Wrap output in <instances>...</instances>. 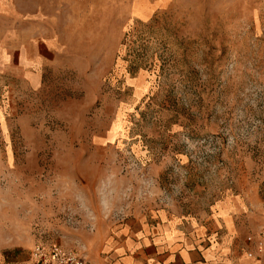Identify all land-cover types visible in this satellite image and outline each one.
Masks as SVG:
<instances>
[{
  "label": "rangeland",
  "instance_id": "374dc122",
  "mask_svg": "<svg viewBox=\"0 0 264 264\" xmlns=\"http://www.w3.org/2000/svg\"><path fill=\"white\" fill-rule=\"evenodd\" d=\"M1 44L11 264L168 226L241 251L264 222V0H0Z\"/></svg>",
  "mask_w": 264,
  "mask_h": 264
},
{
  "label": "crops",
  "instance_id": "0c3cea01",
  "mask_svg": "<svg viewBox=\"0 0 264 264\" xmlns=\"http://www.w3.org/2000/svg\"><path fill=\"white\" fill-rule=\"evenodd\" d=\"M33 46L35 63L32 64L36 68L43 62L42 51H49L51 47L40 41L33 43ZM5 47L7 46L4 44L0 45V60L6 64L5 59L9 57V53ZM24 72L25 78L32 76L35 83L40 81L41 72L38 70L35 72L29 67L25 68ZM109 250L111 253L105 259L94 261L93 264H264V257L247 255L244 241L241 251L235 249L228 241L215 246L204 239L201 232L197 230L184 232L176 226L174 228L168 226L166 230L138 239L136 242L114 244ZM11 258L8 251L0 247V264H11ZM27 260L28 264L29 256Z\"/></svg>",
  "mask_w": 264,
  "mask_h": 264
},
{
  "label": "built area",
  "instance_id": "2783aa9c",
  "mask_svg": "<svg viewBox=\"0 0 264 264\" xmlns=\"http://www.w3.org/2000/svg\"><path fill=\"white\" fill-rule=\"evenodd\" d=\"M246 253L250 257H264V222L254 232L244 237ZM28 264H92L82 253L53 241L34 244L30 250Z\"/></svg>",
  "mask_w": 264,
  "mask_h": 264
}]
</instances>
